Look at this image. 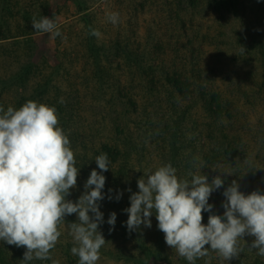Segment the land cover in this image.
<instances>
[{"label": "trees", "instance_id": "1", "mask_svg": "<svg viewBox=\"0 0 264 264\" xmlns=\"http://www.w3.org/2000/svg\"><path fill=\"white\" fill-rule=\"evenodd\" d=\"M13 1L0 0V107L19 109L29 100L55 107L58 126L68 135L70 147L78 146L81 151L75 166L85 180L93 169L100 171L95 157L108 155L110 168L102 173L105 198L98 202L103 213L115 211L128 217L123 210L130 207V195L139 191L137 180L169 163L179 169L178 179L190 180L191 172L207 176L209 183L217 175L224 180L209 197L211 212L202 211L205 225L209 215H223V191L233 180L241 192L253 185L252 192L264 194V0H121L123 4L138 1L128 4L132 17L158 11L157 16L165 21L146 20L142 34L137 30L140 24L129 17L131 35L119 30L121 38L108 47L89 34L90 28L96 29L92 19L97 12L85 16L101 0H93L92 6H88L89 0H69L84 13L79 19L83 25L79 42L87 53L73 55L82 63L80 73L71 67L72 54L67 63L61 58L52 65L35 60L39 43L32 38L33 31H27L29 25L17 29L24 32L14 33L4 25L6 17H14ZM23 9L17 7L16 14L26 22L31 15ZM187 13L215 14L214 30H207L208 26L204 34L206 22L200 18V24L191 25ZM208 51L223 69L228 68L222 74L223 88L212 85L219 67L206 62ZM166 60L172 67L178 62L177 70L167 68ZM183 95L190 98L189 103L179 106L174 99ZM204 102L210 122L195 119V108ZM88 119L91 124L108 126L106 141L95 135L99 129L90 132ZM234 126L238 127L235 131ZM132 131L137 135L131 137ZM118 193L122 196L117 201ZM123 224L121 236L132 237L125 220ZM153 229L152 247H144L143 252L159 259L166 248L157 242V225ZM145 244L143 238L142 247ZM14 247L16 258L23 260L26 249ZM214 254L219 263L208 262L206 256L196 264H228ZM240 254L235 264L264 262L256 250ZM177 260L168 263L188 264L182 257ZM49 261L33 259L28 264Z\"/></svg>", "mask_w": 264, "mask_h": 264}, {"label": "clouds", "instance_id": "2", "mask_svg": "<svg viewBox=\"0 0 264 264\" xmlns=\"http://www.w3.org/2000/svg\"><path fill=\"white\" fill-rule=\"evenodd\" d=\"M106 15L109 22L118 23V13ZM31 23L37 34L61 36L53 19L33 16ZM89 34L101 36L94 28ZM58 124L55 107L43 103L29 100L19 109L9 106L6 111L0 107V241L26 249L22 264L51 259L50 251L61 236L59 226L65 216L76 214L77 221L67 225L74 245L71 254L78 257V264H96L106 242L98 231L104 222L98 202L105 198L102 173L109 170L110 161L106 153L96 156L100 171H91L76 202L66 199L77 185L79 169L68 135ZM189 175L190 180L178 179L170 163L144 173L137 180L139 191L129 197L130 207L123 210L128 214V231L141 225L151 228L155 214L166 245L188 264L209 256V250L222 261L238 258L243 250L239 241L245 236L254 238L248 249L264 257V194L253 191L245 195L233 180L223 191V215H209L205 225L202 211L211 212L209 197L224 180L217 175L209 183L205 175ZM121 196L118 193L115 199ZM116 218L115 212L110 213V232Z\"/></svg>", "mask_w": 264, "mask_h": 264}, {"label": "rangeland", "instance_id": "3", "mask_svg": "<svg viewBox=\"0 0 264 264\" xmlns=\"http://www.w3.org/2000/svg\"><path fill=\"white\" fill-rule=\"evenodd\" d=\"M120 1V3H119ZM16 5L14 8V17L8 18L6 17L4 21V25L10 26L11 33L14 32H24L23 30L17 31L18 28L21 26L29 25L27 27V31L31 32L29 30H32L33 33L32 38L39 43L38 51H36V57L35 60H45V62L49 63L50 65L57 62L60 58L64 63H67L69 55H71V58H74V61L72 62V69L76 73L82 72V63L78 62V58H76L73 55H81L87 53V49L85 48L84 44H80L79 39L81 40V28L82 24L79 20L81 17L84 16V13H79L76 7V3L69 1V0H14L13 1ZM93 0L88 1V6H92ZM138 1H129L128 3L124 2L121 3V0H101L94 6H92L88 10V14L85 16L91 17L95 12H97V18L92 19L93 23L95 24L96 29L101 33V36L98 38V43L103 44L105 47H108L109 44L115 39V38H121V34H119V30H123L124 32H128L131 35V29L129 26V17L134 22H137L140 24V27L137 28V30L144 34L143 29V23L146 22V20L151 19L157 22L161 20V22L164 24V17L157 16L158 11L155 12V14L147 13V12H141V14L136 15L135 17H132L128 13V9L130 8L132 4H136ZM129 4V5H128ZM127 5V6H126ZM31 8H28V7ZM21 7L24 8L23 11H29L31 17L30 19L25 21H22L20 15L16 14V10ZM159 7V6H158ZM157 7V8H158ZM156 8V9H157ZM155 9V10H156ZM118 13L119 19L117 24H112L107 19L108 13ZM160 12V11H159ZM161 13V12H160ZM35 16L37 19H40L41 17H48L50 19H53L54 22L59 27V30L61 32V36L58 38H52L50 33H35L34 28L31 23L32 17ZM200 18L202 21L204 20L207 25H204L203 27V33L206 34V27L207 30L211 31L215 28L216 22V16L215 14H203V15H195L192 13H187V20L192 25L194 24H200ZM30 21V23H29ZM66 23V24H64ZM162 26V25H161ZM169 28V27H168ZM25 29V28H24ZM26 31V29H25ZM127 33V34H128ZM19 34V33H18ZM82 39L84 38V34H82ZM206 36H203L202 39H206ZM210 50V49H209ZM209 55L206 56V62L210 65H216L219 67V75L216 77V79H211L212 85L218 86L220 88H223L225 85V81L222 74L227 70L228 68L222 67V64L219 62V60L216 57H212L211 51H208ZM170 60L165 61V66L167 68H170L171 70H177L178 68V62L175 63V65L172 67L170 65ZM226 63V62H225ZM226 73V72H225ZM227 78V77H226ZM190 98L188 96L183 95L181 99H179L177 96L174 99L175 103H178L179 106H183L185 101L189 103ZM200 103V102H199ZM205 102L203 105L197 106L195 108V119L200 121L201 119L205 122H210V118L208 116V113L203 110V106L205 107ZM136 117V116H135ZM92 117H89L91 119ZM89 130L90 132H94L99 129V133L95 134L98 135L99 141H106V139L109 138V128L106 124H103L102 122H92V124L89 122ZM152 127V126H151ZM150 127H148L149 129ZM236 126H234L233 131L236 130ZM158 126L155 123L154 124V131H157ZM142 131V130H141ZM137 133H134L132 131L131 137L136 136ZM116 137H122V136H115ZM123 138V137H122ZM76 146V145H75ZM74 152V156L80 154L81 151L78 146L75 148H71ZM229 162L225 163V166H229ZM200 165V164H199ZM204 166V165H203ZM179 169L176 168V175L178 174ZM178 177V176H177ZM85 178L83 175L78 174L77 176V185L75 188L70 189V195L66 197V199L71 200L73 202H76L78 198L84 193V182ZM253 185L249 186L247 188H244L242 192H244L245 195H248L252 192ZM256 191V190H254ZM101 211V210H100ZM102 212V211H101ZM115 212V211H114ZM103 213V212H102ZM117 215L116 223L114 226V229L110 232L109 228L111 227L107 220L109 218L110 214L103 213V219L104 222L99 225L98 231L102 233L105 244L100 249V259L96 262V264H169L173 262H177V253L174 249L170 248L166 245V242L164 240V234L159 231L155 230L159 234V238L157 242L163 243L166 252L163 256L153 259L149 254L143 252L144 247H152L153 244V236L152 232H154L153 227L158 224V221L155 218V214L151 217L152 227L146 228L143 225L140 226L138 230L132 231V237H129V235L121 236V230L125 226L123 224V220H125V223L128 219V217L125 214H121L120 212H115ZM91 215V213H89ZM77 221L76 214L65 216V222L62 223L59 226V230L61 231V236L58 239V242L56 246L50 251L51 261L48 262H42L40 264H53V261H57L58 264H78V257L71 254V248L73 245L72 237L69 235V230L67 228V225L72 222ZM135 235V237H134ZM141 235H144L145 245L142 247V240L143 238ZM142 238V239H141ZM251 238L250 236H245L244 240L239 241V246L243 249L241 252L244 253V255H250L252 253V250L248 249V246L251 245ZM141 239V240H140ZM67 244H71V247H67ZM140 246V247H139ZM14 246L8 245L7 243L0 241V264H22L21 259H17L14 251ZM16 249V248H15ZM211 251V250H210ZM215 252H210L209 256H207L208 262L212 263H219V260L215 259ZM241 255V254H239ZM243 255V254H242ZM71 258V259H70ZM73 259V260H72ZM238 258H233L232 260L228 261V264H235ZM169 260V261H167ZM169 262V263H168ZM261 264H264L262 262Z\"/></svg>", "mask_w": 264, "mask_h": 264}]
</instances>
